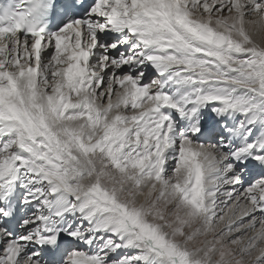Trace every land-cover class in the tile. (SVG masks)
Here are the masks:
<instances>
[{
	"label": "snow or ice",
	"instance_id": "snow-or-ice-1",
	"mask_svg": "<svg viewBox=\"0 0 264 264\" xmlns=\"http://www.w3.org/2000/svg\"><path fill=\"white\" fill-rule=\"evenodd\" d=\"M0 264H264V0H0Z\"/></svg>",
	"mask_w": 264,
	"mask_h": 264
}]
</instances>
